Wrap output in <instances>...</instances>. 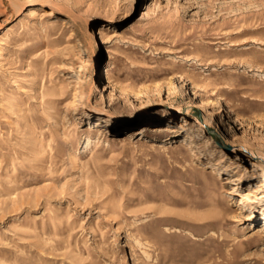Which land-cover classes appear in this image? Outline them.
Wrapping results in <instances>:
<instances>
[{
  "label": "rangeland",
  "instance_id": "rangeland-1",
  "mask_svg": "<svg viewBox=\"0 0 264 264\" xmlns=\"http://www.w3.org/2000/svg\"><path fill=\"white\" fill-rule=\"evenodd\" d=\"M132 1L0 0V264H264V207L237 199L264 177V154L242 141L264 139V0H159L124 31ZM102 45L132 90L108 94ZM148 112L251 176L227 192L235 172L209 176L208 150L89 129Z\"/></svg>",
  "mask_w": 264,
  "mask_h": 264
},
{
  "label": "bare ground",
  "instance_id": "bare-ground-1",
  "mask_svg": "<svg viewBox=\"0 0 264 264\" xmlns=\"http://www.w3.org/2000/svg\"><path fill=\"white\" fill-rule=\"evenodd\" d=\"M137 1L133 0L130 6V9L124 12L125 17H131L133 12H136V15L132 17V19L126 24L127 27L124 31H130L136 29V27L149 15L152 8L159 6V0H143V4L139 10H137ZM30 17L42 16L43 12H37V9L32 8L29 13ZM94 35H98V42L105 43L107 41L106 33L103 29L93 31ZM116 33H113L115 35ZM112 35V36H113ZM68 37V34L66 35ZM97 38V37H96ZM70 42V41H69ZM71 43V42H70ZM70 46V45H69ZM71 47V46H70ZM107 48L105 46H101V51L104 52V64L99 69L100 79H104V85L109 88V95L114 96L116 95V91L122 93L125 91H130L133 88L131 84L124 85L118 83L112 76L110 63L106 59L107 58ZM71 95L78 94L79 88L77 86L70 87ZM109 97V96H108ZM209 101H201L199 105L206 106L208 105ZM152 115V112H148L146 114H139L133 118V124L131 126H126L122 131L119 130H112L106 127H103L97 123L89 122V129L93 131L96 135H99L107 143L109 142H116L122 145H134V146H141L146 148H158L163 146H177L183 153V156L192 155L195 151L201 150H208L211 155L214 156L213 160H208L207 163L208 168L206 167V173L211 176H217L213 171L217 169L221 171L223 169H232L235 172L233 175H222V179L226 178V183H228L229 190L227 192L236 191L240 182L251 175H249L245 170L238 169L234 167L233 162L230 159H225L223 155H219L212 149H208V140H202L200 138L196 140H191L193 134L191 132L181 130L176 124L172 123H164L153 121L152 119H146V116ZM147 116V117H148ZM144 122V123H142ZM142 124L141 127L135 128L136 125ZM143 130V131H142ZM70 132V131H69ZM147 132V133H146ZM70 134V133H69ZM134 134V136L132 135ZM178 136L172 142H164L159 141L160 137L163 136H171L174 137L175 135ZM72 135V134H71ZM70 135V137H71ZM74 135V134H73ZM168 139V138H167ZM242 141H244L247 145L252 148H256L257 152L261 155L264 154V139L253 138L250 137L248 134L244 133L242 136ZM175 148V147H174ZM223 151L222 148H219ZM179 151V150H178ZM193 151V152H192ZM180 152V151H179ZM196 153V152H195ZM199 158V155L196 153V156ZM214 169V170H213ZM242 184L241 187H243ZM18 197V196H17ZM238 201L242 205H251L255 206H262L264 207V177L256 179L255 177L248 178L247 182V189L242 190L238 194ZM264 226V225H263Z\"/></svg>",
  "mask_w": 264,
  "mask_h": 264
}]
</instances>
